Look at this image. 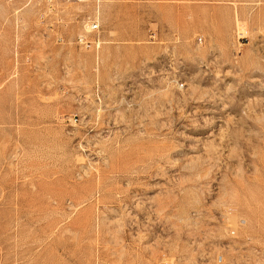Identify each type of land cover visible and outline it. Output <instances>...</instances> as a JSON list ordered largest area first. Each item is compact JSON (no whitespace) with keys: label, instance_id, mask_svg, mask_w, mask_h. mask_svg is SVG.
Segmentation results:
<instances>
[{"label":"rangeland","instance_id":"obj_1","mask_svg":"<svg viewBox=\"0 0 264 264\" xmlns=\"http://www.w3.org/2000/svg\"><path fill=\"white\" fill-rule=\"evenodd\" d=\"M0 264H264V0H0Z\"/></svg>","mask_w":264,"mask_h":264},{"label":"built area","instance_id":"obj_2","mask_svg":"<svg viewBox=\"0 0 264 264\" xmlns=\"http://www.w3.org/2000/svg\"><path fill=\"white\" fill-rule=\"evenodd\" d=\"M79 1H84V0H79ZM99 29V24L97 22V20H92L90 22V25H89V30L87 33H93V32H97ZM78 43H80L82 46H84L85 48H89V47H95L97 48L98 45H99V42L96 41V40H91V39H88L86 37V35H81L78 37Z\"/></svg>","mask_w":264,"mask_h":264},{"label":"crops","instance_id":"obj_3","mask_svg":"<svg viewBox=\"0 0 264 264\" xmlns=\"http://www.w3.org/2000/svg\"><path fill=\"white\" fill-rule=\"evenodd\" d=\"M97 20V19H96Z\"/></svg>","mask_w":264,"mask_h":264}]
</instances>
